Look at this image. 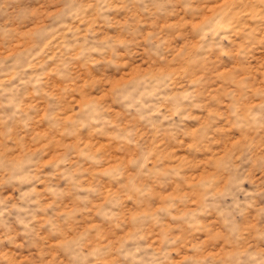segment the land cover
Instances as JSON below:
<instances>
[{"label": "rangeland", "instance_id": "rangeland-1", "mask_svg": "<svg viewBox=\"0 0 264 264\" xmlns=\"http://www.w3.org/2000/svg\"><path fill=\"white\" fill-rule=\"evenodd\" d=\"M0 264H264V0H0Z\"/></svg>", "mask_w": 264, "mask_h": 264}]
</instances>
